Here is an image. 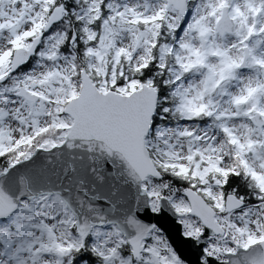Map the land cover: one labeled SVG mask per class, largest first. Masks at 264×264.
<instances>
[{
  "label": "snow or ice",
  "instance_id": "6c2138e0",
  "mask_svg": "<svg viewBox=\"0 0 264 264\" xmlns=\"http://www.w3.org/2000/svg\"><path fill=\"white\" fill-rule=\"evenodd\" d=\"M0 264H264V0H0Z\"/></svg>",
  "mask_w": 264,
  "mask_h": 264
}]
</instances>
